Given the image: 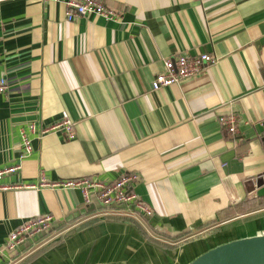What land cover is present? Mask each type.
<instances>
[{"label":"crops","instance_id":"crops-1","mask_svg":"<svg viewBox=\"0 0 264 264\" xmlns=\"http://www.w3.org/2000/svg\"><path fill=\"white\" fill-rule=\"evenodd\" d=\"M99 1L117 21H68L63 2L0 4V168L20 166L0 180V264H189L264 235V0ZM179 54L216 63L152 91ZM63 112L74 138L40 134ZM228 115L233 134L218 122ZM126 173L152 216L41 186ZM46 213L49 231L5 248Z\"/></svg>","mask_w":264,"mask_h":264},{"label":"built area","instance_id":"built-area-1","mask_svg":"<svg viewBox=\"0 0 264 264\" xmlns=\"http://www.w3.org/2000/svg\"><path fill=\"white\" fill-rule=\"evenodd\" d=\"M8 1L12 0H0V4ZM44 1L54 3L63 2V4L67 6L65 18L68 21L91 14L102 17L107 21L118 20L117 13L112 8L104 6L99 0ZM162 63L163 71L155 74L150 82V89L152 91H157L171 84H180L184 80L193 78L198 75L205 66L215 64L216 59L208 54H200L198 56L179 54L175 58L162 60ZM7 88L8 86L5 79H0V94H5ZM218 122L229 134L235 133L237 118L234 115L221 116ZM29 129L31 132H34V125L31 124ZM57 131L64 132L69 139L75 136L73 122L65 112L62 113L59 122L53 124L44 131H40V134ZM22 143L24 146V154L28 155L31 152V146L25 136L22 138ZM19 169L20 166L18 165L0 168V180L6 175L14 174ZM137 178V175L134 173H126L122 174L111 184H104L101 181L89 177H79L51 183L41 182V186L78 190L82 194L83 203L85 205L91 203V196L94 194L99 205L103 207L123 206L131 208L133 211L143 214L146 217H150L152 216V210L147 205L143 204L131 190V184L134 183ZM8 188L9 186L0 185V190H6ZM52 222L53 217L48 213L29 218L8 234L5 241V248L8 251L15 250L27 240L47 232L51 228Z\"/></svg>","mask_w":264,"mask_h":264},{"label":"water","instance_id":"water-1","mask_svg":"<svg viewBox=\"0 0 264 264\" xmlns=\"http://www.w3.org/2000/svg\"><path fill=\"white\" fill-rule=\"evenodd\" d=\"M189 264H264V235L222 244Z\"/></svg>","mask_w":264,"mask_h":264},{"label":"trees","instance_id":"trees-1","mask_svg":"<svg viewBox=\"0 0 264 264\" xmlns=\"http://www.w3.org/2000/svg\"><path fill=\"white\" fill-rule=\"evenodd\" d=\"M49 231V230H48Z\"/></svg>","mask_w":264,"mask_h":264}]
</instances>
